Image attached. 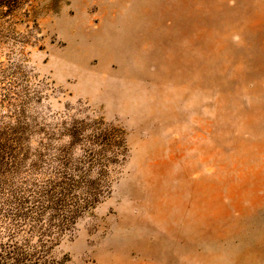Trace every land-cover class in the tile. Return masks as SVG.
I'll list each match as a JSON object with an SVG mask.
<instances>
[{"label": "rangeland", "instance_id": "374dc122", "mask_svg": "<svg viewBox=\"0 0 264 264\" xmlns=\"http://www.w3.org/2000/svg\"><path fill=\"white\" fill-rule=\"evenodd\" d=\"M99 179L108 190L76 212ZM0 254L264 264V0L1 14Z\"/></svg>", "mask_w": 264, "mask_h": 264}, {"label": "trees", "instance_id": "16d2710c", "mask_svg": "<svg viewBox=\"0 0 264 264\" xmlns=\"http://www.w3.org/2000/svg\"><path fill=\"white\" fill-rule=\"evenodd\" d=\"M29 0H0V15H5L6 13H10L12 11L17 10L21 5L26 3ZM116 145L112 147V150L115 152L116 157H124V142L121 140L117 141L115 140ZM110 162L112 161H107V164L109 166ZM109 167H107L108 169ZM104 178V177H103ZM105 180V179H103ZM102 180L99 179L97 181H88L87 187L85 189V192L83 193L85 197L83 198H78L77 200V205H76V212H81L78 209H87V207L94 206L96 203L99 202V200L102 198L104 193L108 190V184L103 185ZM103 185V186H102ZM105 190V191H104ZM4 258L3 254H0V264H4L2 259Z\"/></svg>", "mask_w": 264, "mask_h": 264}]
</instances>
